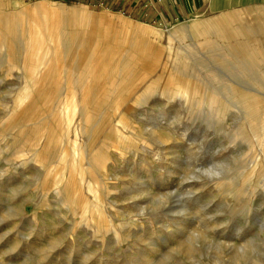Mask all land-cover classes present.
<instances>
[{
  "label": "rangeland",
  "instance_id": "374dc122",
  "mask_svg": "<svg viewBox=\"0 0 264 264\" xmlns=\"http://www.w3.org/2000/svg\"><path fill=\"white\" fill-rule=\"evenodd\" d=\"M0 264H264V0H0Z\"/></svg>",
  "mask_w": 264,
  "mask_h": 264
},
{
  "label": "bare ground",
  "instance_id": "6f19581e",
  "mask_svg": "<svg viewBox=\"0 0 264 264\" xmlns=\"http://www.w3.org/2000/svg\"><path fill=\"white\" fill-rule=\"evenodd\" d=\"M76 9L69 8L66 12L68 17L71 18V26L73 28H77L78 30L74 29V33L79 34V38L84 42V47L82 51H79V54L77 55L78 64L85 63L88 65H91L90 56H94V53H96V50L98 48L96 42L100 40L102 37V31L104 29L109 30L111 32H117L120 34V36H124V40H128L130 38V35L132 31L135 32L132 28H128L125 25L119 24L116 20L108 19L106 18V15H95V16H86L83 12L82 13H76ZM74 11V12H72ZM64 13V10L62 11ZM55 18H54V28H56V25L58 23V17H64L66 15L60 16V12L58 10L54 11ZM41 20L36 19L33 21L34 29L39 31V22ZM60 23V22H59ZM127 23H130L127 21ZM94 28H96V32L93 33ZM54 30V29H53ZM74 36V35H73ZM100 36V38H99ZM129 37L128 39L126 37ZM71 42V41H70ZM133 46V44L131 45ZM84 50H87L88 53L86 54ZM68 62V61H67Z\"/></svg>",
  "mask_w": 264,
  "mask_h": 264
},
{
  "label": "crops",
  "instance_id": "0c3cea01",
  "mask_svg": "<svg viewBox=\"0 0 264 264\" xmlns=\"http://www.w3.org/2000/svg\"><path fill=\"white\" fill-rule=\"evenodd\" d=\"M59 4H61V3H59ZM83 7H85V6H83ZM86 8V7H85Z\"/></svg>",
  "mask_w": 264,
  "mask_h": 264
}]
</instances>
